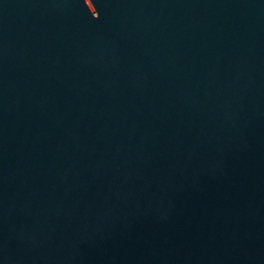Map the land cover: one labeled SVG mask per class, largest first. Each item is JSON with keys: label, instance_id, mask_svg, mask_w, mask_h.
<instances>
[{"label": "water", "instance_id": "95a60500", "mask_svg": "<svg viewBox=\"0 0 264 264\" xmlns=\"http://www.w3.org/2000/svg\"><path fill=\"white\" fill-rule=\"evenodd\" d=\"M264 55V0H0V155Z\"/></svg>", "mask_w": 264, "mask_h": 264}]
</instances>
